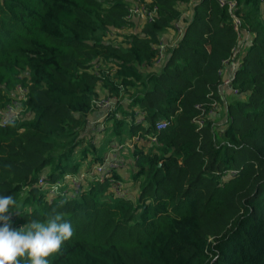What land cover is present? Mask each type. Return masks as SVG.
<instances>
[{"label":"trees","instance_id":"1","mask_svg":"<svg viewBox=\"0 0 264 264\" xmlns=\"http://www.w3.org/2000/svg\"><path fill=\"white\" fill-rule=\"evenodd\" d=\"M230 1L238 32L217 0H0V114L28 89L21 118L0 127V195L16 201L14 228L71 223L49 264H264V7ZM136 5L153 19H129ZM107 98L105 143L142 141L129 181L114 169L48 199L41 178L104 162L87 140ZM117 181L136 198L108 192Z\"/></svg>","mask_w":264,"mask_h":264},{"label":"built area","instance_id":"2","mask_svg":"<svg viewBox=\"0 0 264 264\" xmlns=\"http://www.w3.org/2000/svg\"><path fill=\"white\" fill-rule=\"evenodd\" d=\"M217 1L220 7L227 9V11L230 14L231 20H232L233 29L236 32H238L239 27H240V19L235 14L236 4L230 0H217ZM260 2L263 3V7H264V0H260ZM155 10L156 9H153L152 11H148L145 6L136 5L130 8L129 14L127 17L129 19L132 18V19H137L141 21H151L155 14ZM177 30L180 31L178 25H177ZM157 48H158L157 64H162L165 59V53L161 45L157 46ZM232 58L233 57H230L227 61L224 62L225 65L229 66L230 72L231 70H234L236 67L234 62L231 60ZM220 73L224 74L223 69L220 70ZM223 84L225 85L226 91H229V92L231 91V93L237 94V91L233 89L230 78H226L223 81ZM27 98H28V89L21 87V86L17 87V89L13 93L12 102L8 106H6L4 111L0 114V127L5 126L8 123V121H15L21 118V116L25 112V108H26L25 103L27 101ZM115 103H116L115 99L113 98H107V99H103V100L95 102L97 108L103 109L106 111V116L108 113L115 110L114 108ZM142 114L143 113L141 111H137L135 113L134 117H137V120H136L137 124H139L142 121L141 119ZM115 117L121 118L118 113H115ZM165 128H166V124L163 122L156 125L157 132H160L161 130H164ZM103 129H104V124L102 123L93 127V130L95 132H101ZM148 139L150 141H155L156 138L154 135H150L148 136ZM141 142L142 141L140 137L136 135L132 137L131 140L129 142H126L125 144H119V145L116 143L113 144L112 146H110V153L104 159L103 163H96L91 167V169L80 171L77 175V178H75L74 176H70L67 178V182H64L62 179L60 181H56L53 184H49L48 182H46L44 179L41 178L39 180V183L46 188L47 186H49L48 187L49 190L53 186L64 189V187L69 185L70 183L73 186L74 191H76L75 190L76 188H79L82 183L87 182L89 180L97 179L101 182L111 177L112 170L119 169L118 154L124 151L125 149L128 150V149L134 148V145L139 146L138 144ZM89 173L91 174L90 176H89ZM233 174L234 173L232 171H228L227 174H225L222 178H226L227 175H233ZM116 184L117 182H113L112 185H116ZM112 190L115 194L121 197L128 195V192L124 188H122V185L119 186L118 192H116L114 189Z\"/></svg>","mask_w":264,"mask_h":264},{"label":"clouds","instance_id":"3","mask_svg":"<svg viewBox=\"0 0 264 264\" xmlns=\"http://www.w3.org/2000/svg\"><path fill=\"white\" fill-rule=\"evenodd\" d=\"M15 205L13 195H0V264H21L18 258L25 255L28 264H49L47 257L71 237V223L56 214L46 223L33 221L17 229L11 223L10 209Z\"/></svg>","mask_w":264,"mask_h":264},{"label":"rangeland","instance_id":"4","mask_svg":"<svg viewBox=\"0 0 264 264\" xmlns=\"http://www.w3.org/2000/svg\"><path fill=\"white\" fill-rule=\"evenodd\" d=\"M228 95H230V93L228 94ZM222 111V110H221ZM217 112L216 114H217V116L219 117V114L221 115V119H219L220 121L224 118V115L222 114V112ZM224 121V120H223ZM219 127H221V128H223V125L221 126H219ZM104 130V131H103ZM102 130V132H99V133H95V132H92L93 134H92V138L91 139H88L87 141H91L92 140V142H95V145H96V149L100 152V154L103 156V154L105 153V151H106V148H107V146L108 145H105L106 143H103V141L105 140V139H107V138H109L110 136H111V134H113V132H112V126L111 125H109V126H106L104 129ZM126 136L128 137V135H125V134H123V135H121V139H124V138H126ZM116 139L114 138V137H112V138H109V141H115ZM131 139H128V140H126L125 141V143L126 142H129ZM124 143V144H125ZM115 144V143H114ZM103 145H105V147L104 148H102V146ZM139 146L141 145V143H139L138 144ZM112 146V145H111ZM80 148H83V146H79ZM80 148L79 149H77V152H78V150H80ZM110 153V148H109V151L107 152V155ZM125 154H128V160L126 159H124L125 157ZM106 155V156H107ZM105 156V157H106ZM91 159V157H90V155H89V157L86 159V161H84L83 162V164L82 165H84L83 167H82V170H86L87 168H88V161ZM118 160H119V173H120V171L123 169V173L125 174V176L126 177H123L122 179L124 180V181H126V180H129V176H131V174H132V171H134V161H133V159L130 157V153H129V151L127 150V149H125L124 151H122V152H120L119 154H118ZM91 169V168H90ZM81 170V171H82ZM83 171V172H84ZM78 173H79V171L78 172H75L74 174H68V175H65L64 177H63V181L64 182H67V178L68 177H70V176H74L75 178H77V175H78ZM122 174V173H121ZM91 174L89 173V176H90ZM122 181H117V184L116 185H111L109 188H108V192H113V190L112 189H114L116 192H118V189H119V186L120 185H122ZM63 186V185H62ZM44 188H46V187H44V186H42V189H44ZM51 192V193H50ZM50 192L48 193V196H47V198L48 199H51V198H53V197H55V196H57V195H62V194H68V195H73L74 193H75V191H74V188H73V186L69 183V185H67V186H65L64 187V189L62 190L60 187H55V186H53V187H51L50 188ZM114 193V192H113ZM129 193V192H128ZM52 194H53V196H52ZM130 194V196L132 197V195L134 194L135 195V192H132V193H129Z\"/></svg>","mask_w":264,"mask_h":264},{"label":"crops","instance_id":"5","mask_svg":"<svg viewBox=\"0 0 264 264\" xmlns=\"http://www.w3.org/2000/svg\"><path fill=\"white\" fill-rule=\"evenodd\" d=\"M171 37V32L169 31V32H167L164 36H163V42H165V40L167 39V38H170ZM105 117H106V111L105 110H103V109H99V108H97V110L96 111H94V113L92 114V116H91V118H90V120H89V122H91V123H93L94 124V126L93 127H95L96 125H98V124H104V119H105ZM106 126H104V128H105ZM102 132V131H101ZM97 133H99V132H97ZM108 139V138H107ZM107 139H105L104 141H103V143H105V141L107 140ZM114 143H109V145L108 144H105V145H108L107 146V148H106V151H105V153L103 154V159H105L107 156V152L109 151V148H110V146L111 145H113ZM105 145H103L102 146V148H104L105 147ZM106 156V157H105ZM125 158V160L127 159L128 160V154H125V156H124ZM123 171V169L120 171V174L122 173V175H123V177H126L125 176V174L122 172ZM127 181V180H126ZM129 181V180H128ZM127 181V182H128ZM130 188H132L133 189V187L131 186ZM132 189H129V193H132L133 191H132ZM128 193V195H130ZM136 195H137V193L135 192V195L133 194L132 195V198H136Z\"/></svg>","mask_w":264,"mask_h":264}]
</instances>
